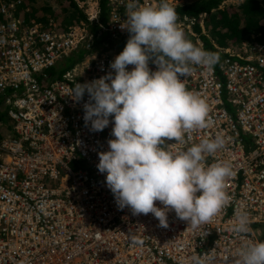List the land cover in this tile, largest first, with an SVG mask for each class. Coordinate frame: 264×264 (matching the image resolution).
<instances>
[{
  "label": "built area",
  "instance_id": "1",
  "mask_svg": "<svg viewBox=\"0 0 264 264\" xmlns=\"http://www.w3.org/2000/svg\"><path fill=\"white\" fill-rule=\"evenodd\" d=\"M74 1L86 19L63 26L53 16L29 20L25 0H0V104L12 121L10 134L0 135V264H225L229 257L230 264L242 244L264 241V22L238 43L213 44L220 62L212 70L197 66L185 79L208 104V126L187 132L183 143L166 141L179 151L223 136L225 147L206 163L230 162V203L197 228L169 212L164 228L151 213L118 209L97 169L112 124L91 131L83 119L87 93L79 102L70 95L76 83L111 71L129 38L121 26L127 0L106 1L105 23L99 0ZM204 16H178L202 46L193 26L202 27ZM103 33L114 46L94 44ZM80 52L83 58L65 68ZM149 67L156 68L151 60ZM238 210L250 216L245 234L233 231ZM130 234L141 243H131Z\"/></svg>",
  "mask_w": 264,
  "mask_h": 264
},
{
  "label": "clouds",
  "instance_id": "2",
  "mask_svg": "<svg viewBox=\"0 0 264 264\" xmlns=\"http://www.w3.org/2000/svg\"><path fill=\"white\" fill-rule=\"evenodd\" d=\"M174 6L169 0H158L155 7L127 0L121 26L129 38L110 62L111 71L76 83L70 95L79 102L87 93L83 119L91 131L112 124L113 138L107 141L108 150L98 153L97 169L106 173L105 183L118 209L128 208L134 216L151 213L164 228L174 211L178 219L197 228L230 203L226 181L234 171L230 162L206 163L207 156L225 147L221 135L179 151L166 142L183 143L187 132L208 126V104L187 88L185 79L197 66L212 70L220 62L218 53L186 36ZM118 44L116 48L122 49ZM108 46H114L113 41ZM150 60L155 70L149 67ZM249 224L248 212L238 210L233 231L245 234ZM130 242L141 243L134 234ZM231 258L230 264H264V241L245 242Z\"/></svg>",
  "mask_w": 264,
  "mask_h": 264
},
{
  "label": "trees",
  "instance_id": "3",
  "mask_svg": "<svg viewBox=\"0 0 264 264\" xmlns=\"http://www.w3.org/2000/svg\"><path fill=\"white\" fill-rule=\"evenodd\" d=\"M36 1V0H25V2ZM64 3V7H69L74 10L78 16L85 18V15L79 11L76 6V3L73 0H61ZM107 0H99L101 14L100 20L102 23H105V9H106ZM158 1V0H157ZM225 0H185L182 4H177L174 6L178 16H188L198 19L199 15L205 13L206 15H211L213 17V25L208 27L211 32L210 36L201 34V39L203 41V46L206 50H210L220 53L215 49L214 45L222 46L229 36L234 37V41L241 39L251 29L252 26H257L258 22L264 19V0H243L242 3L238 6L228 5L222 11L219 10V6ZM216 10L218 15L221 14V18L217 20L215 14L212 15V11ZM220 13V14H219ZM242 19V22H240ZM219 23V24H217ZM253 28V27H252ZM93 31L95 32V26H92ZM193 30L197 33H201L200 26L198 21L193 26ZM185 32V30H183ZM105 42H110L106 34H101L98 36L95 45L102 44ZM108 44V43H107ZM122 45V41L119 42L118 46ZM83 58V53L80 52L77 55H73L62 63L65 68L72 66L75 62L80 61ZM60 70L62 68L60 67ZM0 102H2V97H0Z\"/></svg>",
  "mask_w": 264,
  "mask_h": 264
},
{
  "label": "rangeland",
  "instance_id": "4",
  "mask_svg": "<svg viewBox=\"0 0 264 264\" xmlns=\"http://www.w3.org/2000/svg\"><path fill=\"white\" fill-rule=\"evenodd\" d=\"M184 1L185 0H174V4L175 5L182 4V3H184ZM242 1L243 0H225L224 2H222V4L219 6L218 9L222 11L228 5L238 6L242 3ZM64 5L65 4L62 3L61 0H36L34 5H33L34 9H33L32 13H34V17L38 18L39 21H41V20L44 21V18L46 16H50V17L53 16L54 19H56L59 23H62L63 26L65 24H71L74 22L77 23L78 21L76 20V18L78 17V14L74 10L70 9L69 7L65 8ZM211 13H212V15L215 14V18L217 16L218 20L221 18V14L219 13L220 15H218V12H216V10L212 11ZM217 18H216V20H217ZM200 20L202 23V27H200L201 33H199V34L200 35L204 34L207 37L210 36L211 32L208 29V27H211L213 25V17L211 15H206V16L200 18ZM240 22H242V19H240ZM261 22H264V19L260 20L258 22V24H260ZM217 24H219V23H217ZM254 26H252V27H254ZM250 30H249V32H250ZM194 32H196V31H194ZM249 32L247 33V35L249 34ZM247 35H245V36H247ZM233 39H234L233 36H229L227 39H225L223 46L227 45L229 43H231V44L235 43ZM11 126H12V121L6 115V107L3 106L2 104H0V135L2 137L8 136L10 134V127Z\"/></svg>",
  "mask_w": 264,
  "mask_h": 264
},
{
  "label": "crops",
  "instance_id": "5",
  "mask_svg": "<svg viewBox=\"0 0 264 264\" xmlns=\"http://www.w3.org/2000/svg\"><path fill=\"white\" fill-rule=\"evenodd\" d=\"M34 3H35V1H30V2L26 3V4H28L29 9H31V10H30V14H29L30 17H29L28 19H29V20L32 19V20L39 21L38 18H35V17H34V13H32V12H33V9H34V8H33ZM25 16L28 17L27 14H26ZM46 17H47V16H46ZM46 17H45V18H46ZM45 18H44V20H45ZM41 21H42V20H41Z\"/></svg>",
  "mask_w": 264,
  "mask_h": 264
}]
</instances>
